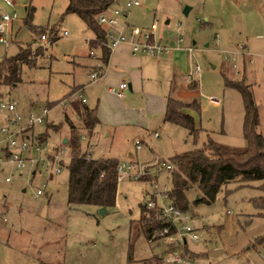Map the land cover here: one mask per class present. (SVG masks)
Instances as JSON below:
<instances>
[{
  "label": "rangeland",
  "instance_id": "rangeland-1",
  "mask_svg": "<svg viewBox=\"0 0 264 264\" xmlns=\"http://www.w3.org/2000/svg\"><path fill=\"white\" fill-rule=\"evenodd\" d=\"M140 1L141 6L132 8L133 22L150 26L157 20L156 34L163 42L175 44L181 36L180 44L196 47L193 62L188 60L185 65L181 96L199 101V106L185 108L196 110L200 125L221 128L225 113L228 120L233 110L243 116L242 93L227 86L225 76L235 80L246 76L256 81L259 87L257 90L254 85V92L262 100L264 112V0ZM67 4L68 0H0V15L16 14L3 33L7 45L0 44V58L15 54L19 46L37 52L32 54L34 65H22L20 82L0 85V99L15 100L16 109L23 114L49 108L46 121L25 131L31 139L43 143L38 149L30 146L21 152L28 158L24 166L0 162V264H172L166 258L171 248L163 242H149L143 232H131V221L140 218L148 193L156 187L162 193L171 188L170 170L157 169L162 160L171 161L174 152L191 149L206 137L200 134L196 142L186 127L164 122L153 97H148L146 92L151 96L169 92L174 78L169 63L162 64L158 82L145 85V93H138L134 87H127L122 98L109 93V86H119L121 78L116 74L107 79L100 75L87 84L93 64L101 61L90 54L91 49L97 55L101 50L90 43L94 31L77 13L66 12ZM115 4L116 0L110 8ZM186 5L191 7L188 13L184 12ZM40 27V31L33 30ZM42 33L45 40L40 39ZM52 36H56L55 41H49ZM240 42L247 43L244 49L239 48ZM196 63L201 65V72L193 80L187 73ZM94 69L101 74L107 70L106 66ZM190 80L196 87L191 91L187 86ZM80 87L88 105H97L105 118L114 119L99 125L91 143L85 138L83 150L91 151L93 157L111 156L120 161L135 158L152 171L141 179L127 175L120 178L116 204L105 212L95 204L68 202L71 149L63 139L71 136V128L65 114L78 122L72 101L80 99ZM211 93L222 94L223 105H212L208 100ZM130 112L135 121L127 120ZM136 116L140 117V128L135 125ZM11 117L12 113L0 109L1 125H12ZM156 130L160 135H155ZM42 132H46V138ZM137 137L144 139L141 148L135 145ZM4 144L0 140L1 156ZM57 147L65 165L56 172L45 165V159ZM261 183L231 180L212 202H196L195 190L188 194L189 223L198 228L200 237L188 239L187 244L190 249L206 251H201L199 264H264V204L257 200L263 193ZM37 189L43 192L37 194ZM157 200L169 201L159 194Z\"/></svg>",
  "mask_w": 264,
  "mask_h": 264
},
{
  "label": "trees",
  "instance_id": "trees-1",
  "mask_svg": "<svg viewBox=\"0 0 264 264\" xmlns=\"http://www.w3.org/2000/svg\"><path fill=\"white\" fill-rule=\"evenodd\" d=\"M113 1L115 0H68L66 6V12L77 13L94 31L95 37L90 43L102 49L104 62L108 60L110 47L105 43V28L98 22L97 16L101 11L109 8ZM31 12L32 8L26 20L30 18ZM41 29L40 27L33 30ZM55 40L56 36L49 39V41ZM33 53L35 55L37 52L31 47L19 46L15 54L1 57L0 85L13 86L20 82L22 65H34ZM225 83L242 93L245 104L243 129L246 144L232 146L208 136L201 144L169 157L173 167L170 169L172 186L168 189V196L184 210H189L188 194L192 190L199 195V198L195 199L196 202H212L216 199L221 187L231 180H240L245 184L253 180H262L263 193L257 200L264 204V134L259 130V106L251 84L245 79L235 80L225 76ZM194 85L191 84L195 87ZM190 104L200 105L197 99L185 102L170 96L165 120L187 127L197 142L201 128L196 125L194 115L183 109ZM72 106L79 120L75 122L68 113L65 114L71 128V136L67 138L71 149L70 162L67 164L68 202L95 204L99 207L113 206L116 204L118 194L120 160L108 156L93 157L89 150L82 148V141H85L82 136L85 135L88 144L91 143L90 138L94 135L95 127L100 121L98 106H90L79 98L72 101ZM45 133L42 132V134ZM43 138H46V134ZM60 162L65 165L64 159ZM162 228L158 208L148 209L144 204L140 218L131 221V232H143L147 238L154 232L159 234ZM186 250L191 255H195L187 245Z\"/></svg>",
  "mask_w": 264,
  "mask_h": 264
},
{
  "label": "built area",
  "instance_id": "built-area-1",
  "mask_svg": "<svg viewBox=\"0 0 264 264\" xmlns=\"http://www.w3.org/2000/svg\"><path fill=\"white\" fill-rule=\"evenodd\" d=\"M10 1V0H3ZM141 5L140 0H126L121 3L116 0V4L113 8H107L101 11L97 18L98 22L105 28V43L111 49L120 45L121 43H128L134 53H147L156 58H159L166 52L171 50V46L164 43L156 34L158 27L157 20L150 26H142L139 24H131L129 22L130 13L132 8ZM16 16L15 13L9 14L4 12L0 15V44L7 45V39L3 35L5 29L11 25V21ZM68 31L65 30L64 34ZM40 39L45 40L46 34H40ZM178 41H183V37H179ZM179 45V44H178ZM180 46V45H179ZM244 48L243 44H240ZM190 53H194L196 47L192 44L186 46ZM201 72V65L196 63L193 65L187 73L188 78H194L197 73ZM98 70L90 73L91 81L96 80L100 76ZM128 87V82L123 81L119 86H111L110 89L119 95L124 94V89ZM79 92L80 99L85 102L87 99L84 96L83 87H80ZM208 100L213 105H221L224 101L223 96L219 93H211L208 95ZM0 109L6 110L12 113V117L9 120L12 121V125L0 124V131L3 137L0 140H4L3 145L4 156L0 155V162H14L17 166L22 167L28 158L22 157L20 154L23 150H28L30 146H34L36 149L40 148L41 141L35 138L31 139L27 136V129L34 126L35 123H42L47 120L49 108L44 106L39 113L29 111L25 114L19 112L16 109L15 100H2L0 99ZM26 131V132H25ZM159 133L156 131L155 135ZM85 139V135L82 136ZM137 147L142 146L143 140L136 138ZM63 152V149L61 150ZM31 160V159H30ZM46 166L53 171H59L62 168L61 160L63 156L60 154V150L57 147L49 152L46 157ZM32 162V161H31ZM57 162V165H56ZM149 165L141 164L138 161L122 160L119 163L120 178L123 176H130L135 179H141L145 176L152 174V171L148 169ZM172 163L167 160H162L160 167L157 169L160 171L164 168L170 170ZM55 173V172H54ZM5 180H9L6 176ZM156 181V180H154ZM42 189H37L36 193L41 194ZM161 195L162 198H167V202H159L157 196ZM148 198L144 202L146 208H158V216L161 218L163 228L161 232H154L149 238V242H163L171 249L166 254L172 264H199L196 258L186 251V245L188 246V239L197 240L200 237L198 228L189 223L191 214L188 210L180 208L174 201L168 196V189L164 192L159 191L156 187L153 193H148ZM6 220V217H3ZM169 250V249H168Z\"/></svg>",
  "mask_w": 264,
  "mask_h": 264
},
{
  "label": "crops",
  "instance_id": "crops-1",
  "mask_svg": "<svg viewBox=\"0 0 264 264\" xmlns=\"http://www.w3.org/2000/svg\"><path fill=\"white\" fill-rule=\"evenodd\" d=\"M139 6H141V5H139ZM135 7H137V6H135ZM129 22L131 24H138L137 22H133L130 17H129ZM139 25L146 26V24H141V23ZM159 38L161 40L162 36H159ZM178 39H179V37H178ZM178 39H177V42L175 44L164 42V43L171 46V50L169 52L164 53L163 54L164 56L161 55L159 58H156V57H154L150 54H147V53H134L131 49L130 44L121 43L120 45H118L112 49L110 48V54H109L108 60H107V62H104L102 59V56H101V55H103L102 49L100 48L101 51H100L99 55L96 54L94 49H91L90 54H92L95 57L97 56V58L99 60L103 61V64H100V63H102L101 61L96 63V64H93L91 69H93L92 71H95L97 69H94V67L104 69V67L106 66L107 70H105L103 72V74L100 73L101 74L100 78H102L104 75V78L107 79L108 77H110L111 74H116L118 78L119 77L121 78L119 84H117V85H120V83L123 81H127L128 82V88L133 90V87H134V90H136L138 93H140V92L145 93V90H146L145 85L151 86V85L155 84L156 82H158V80L161 79V76H162V71H161L162 64L167 65L169 63V66L171 67V71H172L173 77H174L173 81H171L172 85H171L169 92L167 94L162 95V96L156 95V94H152V96H151L148 92H146V93H147L148 97H153L157 109L161 110L160 112L162 113L163 121L168 122V123H172L170 121L165 120V113L167 110L168 98L170 96H172L176 99L185 101V102H191L194 99H197V98L190 99V98H185L186 96H184V97L181 96V91L183 90V89L181 90V88H182L181 83H183L182 81L184 79H186V74H185L186 67H185V65H186V63H188V60H189V63L193 62L194 57H192V55H194L195 51H194V53H190L189 50H187V48H186V46H188V45L187 44H185V45L180 44L183 41L179 42ZM240 44H243L244 47H246V45H247V43H241V42L238 43V46L240 49H244L240 46ZM235 51H238V50H235ZM242 52L244 53L245 51H242ZM247 54H249V53L247 52ZM232 61H234L233 58H232ZM98 65H99V67H98ZM242 79H245V81L247 83L251 84L253 91H254V85H257L256 88L258 90L259 86H258L256 81H254L252 79L250 81V79L247 78L246 76H244ZM193 80H196V79H193ZM90 82H93V81H91V79H90L87 84H89ZM190 82H191V80L188 81L187 86H188V90L191 91V90H194V88H196V87L191 86ZM110 87L111 86H109V93H111L117 97H121V98L125 96V90L128 89L126 87L124 89V94L119 95L116 92L112 91L110 89ZM147 89L150 90L151 88H147ZM176 89H178V90L180 89L177 92V94L175 92ZM188 94H189V92L187 91L186 95H188ZM254 95H255V92H254ZM257 97L258 96L256 94L255 99H256V102L259 106V111H260L259 130L264 134V112L262 110V107H260L261 106L260 103H262V100L260 99V97H258V98ZM223 99H224V97H223ZM85 102H87V100ZM243 102H244V99H243ZM223 103H224V101H223ZM223 103L221 105H223ZM221 105H219V106H221ZM216 106H218V105H216ZM184 110L190 111L191 109L190 108H184ZM97 111H98V116H99L100 121L95 127L94 135H96V133L98 131V127L100 124H103V122L106 123V121L111 122L114 120V119H110V118H105L103 111H101L99 109ZM194 111H196V110H193L191 113L194 115L195 120H196V115L194 114L195 113ZM233 111H235L236 114ZM233 111L230 112L228 120H227V116L225 113L224 117H226V120H224V125L221 128L214 127V126L213 127H203L196 120V125L199 128H201L200 134H202L203 137H206V139L208 136H211L221 143L229 144L232 146H243L245 144V140H246V138L244 136V129H243L244 128V116H245V104H244V108H243V116L240 112H237L236 110H233ZM126 117H127L128 121H131V120L135 121V117L133 114H131V112L129 115H126ZM116 120H117V118H115V121ZM117 121L119 122V120H117ZM136 121L138 124H135V125H139L138 127L140 128V117L136 116ZM129 123H131V122H129ZM175 124H177V123H175ZM179 125H181V124H179ZM239 127H242L241 131H239ZM139 130L136 129V131H138L136 133H140ZM156 131L159 133L158 130H156ZM188 131H189V129H188ZM107 133L109 134L111 132L107 131ZM189 134H190V131H189ZM235 134H237V135H235ZM94 135L92 137H94ZM158 135H160V134H158ZM233 135H235V136H233ZM137 136H139V135H137ZM67 138L63 139V142L66 145H68V142H67V140L66 141H64V140ZM137 138H140V137H137ZM206 139H203V141H205ZM142 140L144 141V139H142ZM135 141H136V138H135ZM240 144H242V145H240ZM91 145L94 146L93 144H91ZM135 145H136V142H135ZM136 147H137V145H136ZM141 147H137V148H141ZM178 152H182V151H176L172 155H174L175 153H178ZM90 154L92 155L91 151H90ZM108 157H111V156H108ZM114 158H117V157H114ZM130 160L138 161V159H135V158H131ZM51 175L53 176L54 173L52 172ZM191 250L193 253H195L194 257L196 258L197 262L199 263L200 259L203 258L200 255L201 251H203V250H201V251H198L195 249H191ZM203 252H206V251H203ZM207 256H208V253H207Z\"/></svg>",
  "mask_w": 264,
  "mask_h": 264
},
{
  "label": "water",
  "instance_id": "water-1",
  "mask_svg": "<svg viewBox=\"0 0 264 264\" xmlns=\"http://www.w3.org/2000/svg\"><path fill=\"white\" fill-rule=\"evenodd\" d=\"M190 6L189 5H186V7L184 8V12L185 13H188L189 10H190ZM67 139H65L64 141H66ZM197 198H199V195H197ZM101 212H105L107 210V207L106 206H101Z\"/></svg>",
  "mask_w": 264,
  "mask_h": 264
}]
</instances>
